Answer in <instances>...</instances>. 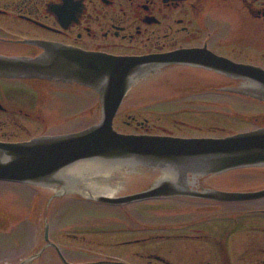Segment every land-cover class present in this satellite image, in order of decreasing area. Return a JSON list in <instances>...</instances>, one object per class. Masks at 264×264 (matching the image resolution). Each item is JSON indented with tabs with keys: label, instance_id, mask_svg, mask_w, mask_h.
I'll return each mask as SVG.
<instances>
[{
	"label": "flooded vegetation",
	"instance_id": "1",
	"mask_svg": "<svg viewBox=\"0 0 264 264\" xmlns=\"http://www.w3.org/2000/svg\"><path fill=\"white\" fill-rule=\"evenodd\" d=\"M46 46L132 58L213 55L264 70V0H0V55L36 58ZM241 85V80L197 63L166 64L131 87L117 117L125 115L128 121L122 123L134 134L220 137L225 129L179 120H173L178 131L150 126L148 119L137 120V110L147 116L207 117L220 113L213 106L226 107L228 99H235L264 111V103L228 90ZM63 88L75 89L74 95L87 92L98 100L89 110L102 114L99 95L84 86L0 77V142L81 131H48L43 112H60L79 101L68 91L56 92ZM243 118L254 129L264 126V115ZM108 166L115 170L106 173ZM116 167L82 163L65 171L54 187L0 181V259L7 260L1 264H79L77 257L87 252L62 242L93 243L88 238L96 236L135 264H264V198L222 202L204 196L209 191L240 192L231 186L245 184V179L225 173L191 183L196 196L100 203L96 197L105 194L91 195L101 187L115 188L112 196L124 197L148 191L162 178L153 170ZM12 185L22 187L21 193ZM135 205L134 211L130 207ZM86 207L102 225L76 229L85 233L81 237L62 226L53 228L54 219L74 212V217L83 216ZM182 209L192 211L193 220L181 222L175 216L168 223L162 217ZM212 213L218 214L215 219Z\"/></svg>",
	"mask_w": 264,
	"mask_h": 264
},
{
	"label": "water",
	"instance_id": "2",
	"mask_svg": "<svg viewBox=\"0 0 264 264\" xmlns=\"http://www.w3.org/2000/svg\"><path fill=\"white\" fill-rule=\"evenodd\" d=\"M179 61L197 63L241 80L239 88L228 90L264 103L263 69L234 64L213 55L114 57L58 46H46L45 52L36 58L0 55L1 78H38L79 84L97 92L102 106L100 121L80 132L22 143L0 142V181L54 187L62 183L65 171L82 163L114 165L116 169L120 166L147 169L162 176L155 187L145 192L113 198L102 194L113 195L117 189L101 187L91 195H102L96 198L101 203L119 205L160 197L196 196L190 184L199 178L263 168L264 127L223 138L124 134L114 128V119L131 87L155 68ZM105 168L106 173L115 170ZM204 196L222 202L249 201L264 198V190L209 191Z\"/></svg>",
	"mask_w": 264,
	"mask_h": 264
},
{
	"label": "rangeland",
	"instance_id": "3",
	"mask_svg": "<svg viewBox=\"0 0 264 264\" xmlns=\"http://www.w3.org/2000/svg\"><path fill=\"white\" fill-rule=\"evenodd\" d=\"M69 92V96L73 100H79L77 103L69 102V104L65 105L64 109L60 112H43L42 116L45 118L47 122V128L49 133L55 134V133H64V132H72L74 130H81L83 128H86L92 124H94L96 121H98L101 117L100 113H95L89 109H92L94 105L98 102L94 97H90L87 92L80 91L78 95H74L73 93H76L77 91L75 89H61L56 91L59 94H63L66 92ZM224 99V98H221ZM228 103L226 107L223 104H220L218 106H213L214 110L220 112L215 113L213 116H207V117H201V116H176V115H160L154 116V115H141L139 110H137L136 118L139 122L145 121L148 119V123L150 126L158 125L161 126L164 129H167L168 131H178L179 127L176 126L175 122L173 120H179V121H185L189 124L196 125L203 127L204 129L212 128V127H218L220 129H225L222 133H220L219 136H226L228 134L237 133L241 131H247L254 129L253 126L248 125L245 123L243 117H253L256 118L258 116H263L264 111L262 109H256L255 106H251V104L247 101L243 102L242 100H235V99H228L226 101ZM74 104V105H73ZM75 109H78L77 112ZM81 111H84L81 113ZM221 113H225L224 115H221ZM242 118V119H241ZM123 121H128L127 117L125 115L119 116L118 119H116V123L114 126L123 133H134V129L131 127H128L122 123ZM28 125V124H27ZM37 127H39L37 125ZM158 134H165L163 132H160ZM230 176H235L238 179L243 178L245 179L244 183L242 185H233L231 186L235 190H239L240 192L244 191H256V190H262L264 189V170L258 169V170H250V169H243V170H236L230 172ZM247 180V181H246ZM12 190L15 193L20 194L21 189H23L20 186L12 185ZM231 189V188H230ZM87 203V202H85ZM169 205V203H164ZM138 207V205L130 207L132 210L135 211V209ZM89 207L85 208L84 215L75 216L74 213H70L69 215H65V217L61 219H54L53 221V228H57L59 226H62L67 232L78 235L81 237L82 234H85L81 231H77L76 229H85V228H92L93 225H102L103 223L99 220H96V218L93 216L94 211L87 212ZM129 208V209H130ZM98 214V213H96ZM193 212L189 209H182L181 211H167L165 212L162 217H165V220L169 223L175 216L178 220H181V222L184 220H193L192 216ZM206 214H203V216ZM214 216L213 218L218 215L211 214ZM157 216V215H156ZM219 217V216H218ZM59 220V221H57ZM121 220L118 221L120 223ZM78 224L81 225L78 228ZM108 226V224L104 225ZM87 235V234H86ZM88 236V235H87ZM90 241H93V243L87 241L83 242L80 240H69L68 242L63 241V245L69 247L74 246L77 249L84 250L87 253L81 254L77 257L78 262L77 263H92L96 262L97 260H100L102 258H109L113 261H120L128 264H135L133 260L124 258L119 253V250H116L111 246V242L107 241L106 238H102L101 236H96L92 238H88ZM105 241V242H104ZM102 242V243H99ZM105 252V253H104ZM90 253V254H88ZM92 253V254H91ZM7 262V260L0 259V264Z\"/></svg>",
	"mask_w": 264,
	"mask_h": 264
},
{
	"label": "bare ground",
	"instance_id": "4",
	"mask_svg": "<svg viewBox=\"0 0 264 264\" xmlns=\"http://www.w3.org/2000/svg\"><path fill=\"white\" fill-rule=\"evenodd\" d=\"M219 175H221V174H219Z\"/></svg>",
	"mask_w": 264,
	"mask_h": 264
}]
</instances>
